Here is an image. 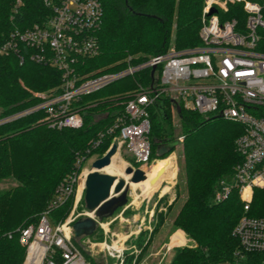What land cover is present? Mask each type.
<instances>
[{"label": "trees", "instance_id": "1", "mask_svg": "<svg viewBox=\"0 0 264 264\" xmlns=\"http://www.w3.org/2000/svg\"><path fill=\"white\" fill-rule=\"evenodd\" d=\"M103 22L97 33L98 55L81 63L83 71H117L126 63L148 59L168 48L182 49L198 44L202 0H101ZM53 14L43 0H0V43L11 31L25 30L43 23ZM149 70L125 76L101 90L82 98L80 107L84 124L80 128H53L42 120V110L0 122V264H23L26 247L20 242L21 229L38 223L49 209L58 185L76 168L80 156H102L118 135L116 123L125 120V102L139 85L151 82ZM61 73L50 65L15 55L0 56V119L37 102L30 92L56 91ZM159 106L162 107L160 111ZM167 98L150 106V162L154 149H162L163 159L176 145H181L183 182L175 185V197L168 203L164 196L154 211L152 233L145 240L140 232L135 243L147 245L169 217L175 204L180 205L172 224L182 230L191 243L175 247L168 264H212L232 260L239 250L232 230L243 215L237 191L214 201L219 181L226 178L240 160L236 139L241 124L220 116L199 114L181 105L173 106ZM179 120L181 134L176 135L172 116ZM182 136L179 141L177 136ZM98 146L94 147L96 141ZM89 152V153H88ZM164 161V160H162ZM138 166L139 163L135 162ZM165 171L172 169L164 165ZM148 172V170H146ZM8 182L11 185L2 187ZM182 195V199L180 200ZM85 208V200L81 201ZM73 200L53 208L49 219L56 224L68 216ZM118 208L114 215L119 212ZM264 215V189H254L247 212ZM107 219V218H105ZM87 254L81 242L75 239ZM240 264H258L259 256L243 253ZM138 257L136 262H138ZM124 264L133 263L126 252Z\"/></svg>", "mask_w": 264, "mask_h": 264}, {"label": "built area", "instance_id": "2", "mask_svg": "<svg viewBox=\"0 0 264 264\" xmlns=\"http://www.w3.org/2000/svg\"><path fill=\"white\" fill-rule=\"evenodd\" d=\"M53 14L43 23L10 32L0 43L1 55H15L24 63L50 65L61 73L56 91H36L30 94L37 102L16 111L0 122L11 121L42 110V120L53 128H80L84 116L80 107L84 96L95 93L125 76L150 71L151 82L139 85L125 102V120L118 127V151L130 153L139 167L146 171L150 162V106L163 98L171 105H181L199 114L220 116L242 126L236 139L240 160L232 172L219 181L214 201L227 198L237 191L243 215L233 227L239 250L232 260L212 264H240L243 253L259 256L264 264V215L247 212L253 201L254 189H264V0H202L198 44L182 49L168 48L148 59L132 62L128 57L117 71H83L81 63L100 52L97 33L103 22L101 0H43ZM172 106V110L174 107ZM181 140V138H179ZM96 141L94 147L98 146ZM89 153V152H88ZM88 155L80 156L76 168L57 187L49 209L38 223L23 227L20 242L26 247L23 264H90L83 249L73 237L72 224L79 218L93 216L86 208L69 215L59 223L48 217L51 209L73 200L74 208L84 197L85 167ZM98 220L102 225V220ZM151 231V228L148 227ZM140 227L124 236L110 233L103 240L92 236L81 242L85 250L98 261L110 255L114 264H124L126 252L133 254V263L142 246L130 242ZM114 234V235H113ZM107 236L111 242L107 243ZM182 244V243H181ZM179 244L170 241L156 252L162 260ZM155 253V254H156Z\"/></svg>", "mask_w": 264, "mask_h": 264}, {"label": "rangeland", "instance_id": "3", "mask_svg": "<svg viewBox=\"0 0 264 264\" xmlns=\"http://www.w3.org/2000/svg\"><path fill=\"white\" fill-rule=\"evenodd\" d=\"M172 112H173V110H172ZM172 119H173V124L176 127L175 134L176 135L181 134L178 117L175 114H173ZM177 137H178V140H179V138H181V140H182V136L181 135L177 136ZM181 140H179V141H181ZM161 153H162V149H160V148L154 149L155 157L152 158L151 167L146 168V170H148V172H146V175L148 173L150 175H153V176L157 177L158 180H159V178L163 175V173L166 172L165 168H164V165L166 164L172 169V175H174L173 178L169 179V182L163 181V183L159 187L157 186L158 185L157 184L155 187H153L152 189H150L147 192L144 190L143 186H141L140 182H138V183H129L128 192L150 193V192H157V191L161 190V188L163 189V188L169 187L167 189V192H172L173 193V192H175L176 183L179 182L180 184H182L184 175H183V170H182V150H181V145L180 144L176 145L175 148L171 152L167 153V155L163 159H159ZM98 157L99 156H98L97 153H93L91 156H89L87 158L86 162H85V167L86 168H90L92 162L95 159H97ZM162 160H164V161H162ZM134 161H135V159L130 153H128L124 149H121V150L117 151L115 156L112 158V163H111L112 165L110 166V168L106 169L105 171H107V172H109L111 174H114L117 177L125 176L124 168L126 166H128V165H131L133 167H138L139 166V165L136 166ZM154 171H156V172H154ZM152 172H154V173L151 174ZM167 175H169V178L172 177V175L170 173H168V172H167ZM10 183L4 182V183L1 184V186L2 187H8L9 185H11ZM156 189H157V191H154ZM182 198L183 197L181 195L180 200ZM82 200H83V198H82ZM81 201L79 202L78 207L76 209L74 208V204H72L71 210H70L68 216L71 215L73 212H74V214H78L79 212L83 211L86 208V206H85L84 209L81 208V204H82ZM179 205H180V202L178 201L175 204L174 209L171 212V214L169 215V217H167L165 219L164 224L160 227V229L157 232H155L152 235L151 239L149 240V242L147 243L145 248H142V250L140 251V253L138 255V258H139L138 259V263L140 262L139 264H168L171 261V259L173 257V254H174L175 247L172 249V251L167 253L166 256L162 258L161 261H159L161 256H162L161 253L157 254L156 252L159 250V248L161 246H163V245H165L166 243L169 242L170 235L175 230H177L172 224V217L174 216L175 212L177 211ZM159 210H161V208ZM140 232L137 234V236L131 237L130 242L135 243V239H137V237L139 236ZM151 233H152V229H151V231L150 230H146V233L144 235H142V236L146 240L147 237ZM110 242H111V239L107 238V243H110ZM170 243H176V244L184 243V237H183L181 231H176L171 236ZM189 243H191V240L188 238V240L186 241L185 244H189ZM137 246H139V245H137ZM140 246H142V245H140ZM87 254L91 255L89 252H87ZM98 258H99L98 261L96 259H94L93 257L92 258H88V260H89L90 264H102V262L105 261V256H103V255L99 254ZM107 264H114V260H113V258L110 255H108V258H107Z\"/></svg>", "mask_w": 264, "mask_h": 264}, {"label": "water", "instance_id": "4", "mask_svg": "<svg viewBox=\"0 0 264 264\" xmlns=\"http://www.w3.org/2000/svg\"><path fill=\"white\" fill-rule=\"evenodd\" d=\"M159 109L162 111L161 106ZM117 151L118 140L114 138L106 152L92 162L85 178V206L88 211L94 212L99 220L111 217L118 208L126 205L129 183H138L146 178L144 170L139 166H126L125 176L122 177L105 171ZM96 218L85 216L77 219L72 224L73 237L82 240L84 237L93 235L99 227Z\"/></svg>", "mask_w": 264, "mask_h": 264}, {"label": "crops", "instance_id": "5", "mask_svg": "<svg viewBox=\"0 0 264 264\" xmlns=\"http://www.w3.org/2000/svg\"><path fill=\"white\" fill-rule=\"evenodd\" d=\"M154 172H152L151 174H153ZM173 176L174 175L169 178L167 172H164L158 180L157 177L147 173L146 178L143 181H140V183L141 186H143L144 190L147 192L157 184V186L159 187L163 183V181L169 182V179H172ZM168 188L169 187L163 189L161 188V190L159 191H157V188L156 190H154L157 192L150 193L128 192V200L126 205L124 207H121L119 212H117L115 215L113 214L111 217L102 220V225H99L97 231L91 236L96 240H103L106 237V231L107 235L115 232L119 236H124L129 231H132L133 229L138 227H140L141 231L149 230L148 227L152 229L154 225V211L156 207L161 203H158V201L165 196L168 199V203H170L175 197V192H167ZM160 208L164 209L162 204H160L159 209ZM176 231H181L184 237V243L177 245V247H179L184 245L188 238L182 230L177 229L170 235V240L171 236ZM107 238L110 237L107 236Z\"/></svg>", "mask_w": 264, "mask_h": 264}, {"label": "bare ground", "instance_id": "6", "mask_svg": "<svg viewBox=\"0 0 264 264\" xmlns=\"http://www.w3.org/2000/svg\"><path fill=\"white\" fill-rule=\"evenodd\" d=\"M111 163H112V161H111ZM111 163L105 168V170L110 168V166L112 165ZM145 174H146V171H145ZM175 244L176 243H170V245H175Z\"/></svg>", "mask_w": 264, "mask_h": 264}]
</instances>
